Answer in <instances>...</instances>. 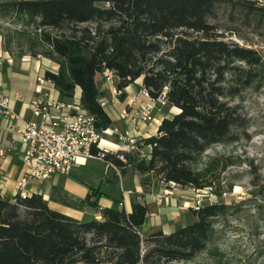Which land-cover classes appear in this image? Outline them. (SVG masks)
I'll use <instances>...</instances> for the list:
<instances>
[{
  "label": "trees",
  "instance_id": "obj_1",
  "mask_svg": "<svg viewBox=\"0 0 264 264\" xmlns=\"http://www.w3.org/2000/svg\"><path fill=\"white\" fill-rule=\"evenodd\" d=\"M2 16L24 26L8 34L0 29L3 48L55 62L57 71L46 70L45 79L63 102L74 100L78 86L80 105L93 115L97 129L112 123L96 80L106 68L114 72L117 89L140 78L152 99L163 96L178 109L161 120L156 134L137 141L139 150L151 147L148 160L139 151L105 153L104 183L117 182L118 173L131 168L152 171L165 183L223 192L221 175L236 161L205 152L235 140L238 113L231 101L253 85L262 63L255 48L226 38H247L239 29L245 26L264 40V0H0ZM103 194L100 187H90L77 201L60 188L51 194L64 205L98 209L100 217L90 220L50 208L38 193L0 194V264L187 262L203 251H217L218 223L238 206L203 203L192 209V222L143 238L147 205L133 197L130 212L117 199L101 207Z\"/></svg>",
  "mask_w": 264,
  "mask_h": 264
},
{
  "label": "crops",
  "instance_id": "obj_2",
  "mask_svg": "<svg viewBox=\"0 0 264 264\" xmlns=\"http://www.w3.org/2000/svg\"><path fill=\"white\" fill-rule=\"evenodd\" d=\"M58 65L52 60L42 56H30L14 53L11 54L2 46L0 37V92L10 99L11 107L16 114V118L9 119L0 114V149L4 150V155L0 156V194L14 196L17 193V179L24 172L22 166V153L24 144L20 139V129L24 123L31 118V101L41 96L59 100V92L55 89L51 81L38 84L36 77L44 75L46 70L56 72ZM97 84L102 91L100 102L111 118V126L103 133L105 143L112 146L121 144L119 135L127 129H134V135L138 137H149L156 134L161 120L178 112L173 106H168L171 114L163 112L158 105L152 110L153 120L147 123H134L131 119L132 112L140 104H153L154 102L140 93L141 79L129 84L123 90V97L115 95L113 84L104 81L102 74L96 76ZM81 90L75 88L74 100L80 101ZM134 100V103L131 101ZM130 103V105H129ZM157 103V102H156ZM126 111L127 116L123 117L122 112ZM55 113L54 110L51 111ZM145 160L149 159L151 147L144 145L140 148ZM108 173V164L95 157L78 161L68 174L55 173L45 180L31 179L26 185L28 195L38 193L48 201L49 207L80 220H90L99 218L98 209L88 206L74 208L64 205L51 199V194L55 193V188H60L68 199L77 201L86 196L90 187H100L104 194L99 199L101 207L114 205L117 199L127 212L131 211V199L137 197L148 207L149 212L141 227V233L148 234L155 230L171 232L180 226H184L193 221L194 217L186 212L189 207V196L193 188L182 187L175 183L163 182L154 172H139L129 168L124 174L118 173L117 182H106L103 180ZM177 187L183 192L181 197L173 195ZM168 189L171 193L162 198L157 203L156 196ZM119 193V197L116 195ZM179 198V199H178ZM182 198V200H180ZM191 219V220H190Z\"/></svg>",
  "mask_w": 264,
  "mask_h": 264
},
{
  "label": "rangeland",
  "instance_id": "obj_3",
  "mask_svg": "<svg viewBox=\"0 0 264 264\" xmlns=\"http://www.w3.org/2000/svg\"><path fill=\"white\" fill-rule=\"evenodd\" d=\"M99 4L104 5L102 2ZM21 27H24L22 22L11 16L0 17V29L4 34ZM239 29L247 38L232 35L226 39L255 48L262 57V63L256 68L257 77L253 85L240 91L231 101L237 106L238 113L233 128L235 140L215 145L205 152L230 156L236 164L222 173L220 184L223 192L220 195L212 193L209 188L193 189L192 194H185L190 197L186 212L191 216V205L196 197L201 198L202 204L222 201L238 206L228 215L227 221L218 223L219 232L214 244L216 252L203 251L191 261L175 264H262L264 261V40L250 33L248 27L240 26ZM0 37L3 41L1 34ZM157 105L166 114H171L167 104L157 101ZM139 155L142 157L141 151ZM180 189L177 187L173 195L181 197L183 192ZM116 195L119 197L118 191ZM141 235L143 238L146 236Z\"/></svg>",
  "mask_w": 264,
  "mask_h": 264
},
{
  "label": "built area",
  "instance_id": "obj_4",
  "mask_svg": "<svg viewBox=\"0 0 264 264\" xmlns=\"http://www.w3.org/2000/svg\"><path fill=\"white\" fill-rule=\"evenodd\" d=\"M101 74L104 81L108 83L113 84L117 80L114 72L110 69H104ZM36 81L41 85L49 80H46L44 75H39L36 77ZM113 92L117 96L122 93L116 86L113 87ZM140 93L154 103L140 104L134 109L131 119L136 124L153 120L152 110L156 107L157 101H160L162 105L166 104L163 96L154 100L143 87H141ZM131 103H134V100ZM104 104L105 102L102 101L101 105ZM52 110L55 113H52ZM30 111L31 118L24 123L19 131L20 139L24 144L21 158L24 172L17 179L16 194L23 198L28 196L25 188L29 180H45L55 173L68 174L72 167L78 164L79 157L103 159L104 154L108 152L139 151L137 141L141 137L134 135V129H127L119 135L121 144L118 146L105 143L103 133L107 130L97 129L93 115L82 108L80 101L63 102L50 97L37 96L31 101ZM0 114L9 119L17 117L11 107L10 99L1 92ZM122 116L126 117L127 112L123 111ZM94 149H96V153H93ZM4 153V150L0 149V156ZM118 158L124 161V157L120 153ZM170 193L168 189H165L162 194L157 195V203H160L162 198ZM201 205V198L196 197L191 206L193 209H197Z\"/></svg>",
  "mask_w": 264,
  "mask_h": 264
},
{
  "label": "bare ground",
  "instance_id": "obj_5",
  "mask_svg": "<svg viewBox=\"0 0 264 264\" xmlns=\"http://www.w3.org/2000/svg\"><path fill=\"white\" fill-rule=\"evenodd\" d=\"M85 159L83 157H79L78 161H84Z\"/></svg>",
  "mask_w": 264,
  "mask_h": 264
}]
</instances>
